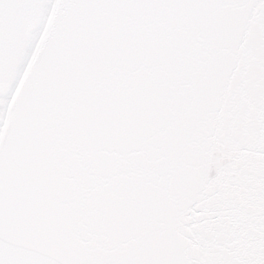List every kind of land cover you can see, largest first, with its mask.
<instances>
[{
	"label": "snow or ice",
	"instance_id": "1",
	"mask_svg": "<svg viewBox=\"0 0 264 264\" xmlns=\"http://www.w3.org/2000/svg\"><path fill=\"white\" fill-rule=\"evenodd\" d=\"M0 264H264V0H0Z\"/></svg>",
	"mask_w": 264,
	"mask_h": 264
}]
</instances>
